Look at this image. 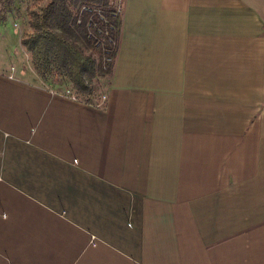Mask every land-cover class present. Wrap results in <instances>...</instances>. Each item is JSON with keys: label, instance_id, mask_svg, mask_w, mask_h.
Returning a JSON list of instances; mask_svg holds the SVG:
<instances>
[{"label": "crops", "instance_id": "obj_1", "mask_svg": "<svg viewBox=\"0 0 264 264\" xmlns=\"http://www.w3.org/2000/svg\"><path fill=\"white\" fill-rule=\"evenodd\" d=\"M32 73L0 68V264H264V0H123L90 103Z\"/></svg>", "mask_w": 264, "mask_h": 264}, {"label": "trees", "instance_id": "obj_2", "mask_svg": "<svg viewBox=\"0 0 264 264\" xmlns=\"http://www.w3.org/2000/svg\"><path fill=\"white\" fill-rule=\"evenodd\" d=\"M75 1V10L71 9L70 0H50L38 12L30 11L29 30L23 33L21 45L29 53L38 77H61L76 99L90 103L95 95L94 81L102 72L111 74L120 19L111 16L109 0ZM84 6L94 10L81 11ZM5 19L0 14V20ZM94 51L99 52L101 64L92 57Z\"/></svg>", "mask_w": 264, "mask_h": 264}, {"label": "rangeland", "instance_id": "obj_3", "mask_svg": "<svg viewBox=\"0 0 264 264\" xmlns=\"http://www.w3.org/2000/svg\"><path fill=\"white\" fill-rule=\"evenodd\" d=\"M50 0H0V14L6 17L5 21L0 20V68H9L12 60L15 59L17 65L22 67L24 71L34 73L37 75L33 68L31 57L29 53L21 46L20 40L24 32L28 31V13L30 11L38 12ZM71 9L75 10L78 3L75 0H70ZM109 51L107 58H110ZM88 54V53H86ZM92 57L96 63L101 64V56L98 51L92 52ZM112 63V60L109 61ZM32 73V74H33ZM103 75L97 78L94 82L96 87L101 93L104 87L107 86V79L109 76L102 72ZM54 88L60 92H65L68 88V83L61 77L53 76L48 79Z\"/></svg>", "mask_w": 264, "mask_h": 264}, {"label": "built area", "instance_id": "obj_4", "mask_svg": "<svg viewBox=\"0 0 264 264\" xmlns=\"http://www.w3.org/2000/svg\"><path fill=\"white\" fill-rule=\"evenodd\" d=\"M109 2H110V6H111V16L113 17V18H118V19H120V16H121V12H122V5H123V0H109ZM90 11V10H94V9H92V8H90V7H86V6H84V7H82V9H81V11ZM95 12L98 14V15H100V19L101 20H103V17L101 16V14H100V11L99 10H95ZM106 23V22H105ZM66 95L70 98V99H72V100H76V96L74 95V93L72 92V91H70V90H67L66 91ZM106 102V98L105 97H103L102 99H101V104H104Z\"/></svg>", "mask_w": 264, "mask_h": 264}]
</instances>
